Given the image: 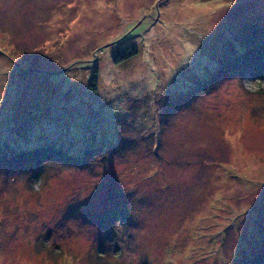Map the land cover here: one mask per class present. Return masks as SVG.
Returning <instances> with one entry per match:
<instances>
[{
  "label": "rangeland",
  "instance_id": "obj_1",
  "mask_svg": "<svg viewBox=\"0 0 264 264\" xmlns=\"http://www.w3.org/2000/svg\"><path fill=\"white\" fill-rule=\"evenodd\" d=\"M251 67L264 0H0V264H264Z\"/></svg>",
  "mask_w": 264,
  "mask_h": 264
},
{
  "label": "trees",
  "instance_id": "obj_2",
  "mask_svg": "<svg viewBox=\"0 0 264 264\" xmlns=\"http://www.w3.org/2000/svg\"><path fill=\"white\" fill-rule=\"evenodd\" d=\"M134 53H135V49L133 47H128V48L122 49V50L116 52L115 54H113L112 59L115 62H117V61L122 60L123 58L129 57L130 55H132ZM258 68L251 67L250 69L253 72H257V71H258V73L264 72L263 70H259ZM95 83H96V74H95V72H93V74L90 78L89 84H88L89 89L93 90L95 88ZM52 154L56 157L58 156V154H55V152L52 153V151H50L49 146H44V147L34 148L30 151H26V153L22 152L20 155L23 156L24 158L33 157L34 160H36V159L48 157ZM12 156H15V155H12ZM5 157H9V156H5Z\"/></svg>",
  "mask_w": 264,
  "mask_h": 264
}]
</instances>
